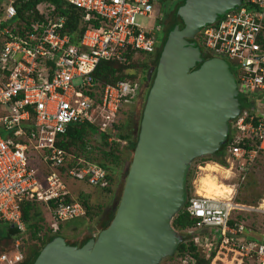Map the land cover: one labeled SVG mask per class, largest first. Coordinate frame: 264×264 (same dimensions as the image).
Masks as SVG:
<instances>
[{
  "label": "built area",
  "instance_id": "built-area-1",
  "mask_svg": "<svg viewBox=\"0 0 264 264\" xmlns=\"http://www.w3.org/2000/svg\"><path fill=\"white\" fill-rule=\"evenodd\" d=\"M21 0H0V222L25 232L20 205L43 204L50 210L51 234L59 223L83 216L71 201L60 177L99 188L107 187L106 172L96 163L58 148L56 138L69 125L95 127V138H115L116 114L139 99V80H117L102 86L93 79L100 62L126 61L153 54L158 48L160 17L150 15L157 0H61L80 11L86 24L75 43L61 33L63 18L41 2L16 16ZM26 1V0H24ZM138 19H148L143 25ZM193 41L203 59L217 58L232 67L238 113L228 122L225 160L239 174L264 154V0H241L211 24L199 28ZM144 81V80H143ZM118 142V141H117ZM123 143V142H122ZM34 154L36 158H32ZM31 159L45 170L37 176ZM68 166V167H67ZM67 167V168H66ZM52 204V207L49 206ZM184 211L195 221L184 232L208 264H264V230L257 232L253 214L264 218V203L191 194ZM18 248L17 240L13 243ZM23 257L0 254V264H20ZM181 264H194L188 255Z\"/></svg>",
  "mask_w": 264,
  "mask_h": 264
},
{
  "label": "water",
  "instance_id": "water-1",
  "mask_svg": "<svg viewBox=\"0 0 264 264\" xmlns=\"http://www.w3.org/2000/svg\"><path fill=\"white\" fill-rule=\"evenodd\" d=\"M240 2L182 0L175 9L179 23L165 32L170 14L157 62L145 76L149 87L110 222L80 247L55 237L30 264H159L174 253L181 236L170 223L184 204L188 165L224 144L238 113L228 65L203 59L192 38Z\"/></svg>",
  "mask_w": 264,
  "mask_h": 264
},
{
  "label": "rangeland",
  "instance_id": "rangeland-1",
  "mask_svg": "<svg viewBox=\"0 0 264 264\" xmlns=\"http://www.w3.org/2000/svg\"><path fill=\"white\" fill-rule=\"evenodd\" d=\"M177 1L179 0H173V2H171L170 0H157L153 5V9L150 15L152 17H160L165 27L167 22H169L170 14L172 12L171 5L173 3L175 4ZM167 11L168 13L166 14ZM165 14L166 17L164 16ZM137 22L147 26L151 25V22L148 19H138ZM175 22L179 23V20L176 18ZM163 35V33L157 35L158 41H162L164 37ZM142 61L145 62L146 68L143 70L142 74L140 73L141 79H143V77L145 78L148 72H150L154 68V66L149 68L150 63L148 61ZM228 68L230 72L233 71L231 66ZM134 70L137 74V72H139L140 70L139 66L134 68ZM136 77H138V74ZM141 83L145 84V87L138 102L131 106L124 105V108H122L116 114L115 122L117 128H119L115 130L116 134L118 132L120 133L129 129L132 137H134L135 135V128L137 125L138 117L147 93V89L149 87L148 82H144L142 80ZM7 135L8 132L0 127V137L5 138ZM91 139L92 140H87L88 148H90L91 150L99 148V139L93 136L91 137ZM118 150L120 152L121 163L115 169V171L110 174V182H107L108 191H105L102 188L94 185H88L84 181H76L70 178H63V181L69 193L70 200L79 202L81 201L80 195L86 196V203L89 206V216H91L90 218L89 216H86L84 218L74 219L70 222L68 221L58 226L56 233L63 238L66 244L78 247L83 239L88 240L90 238H94L99 231L103 230L104 226L108 223L109 218L114 213L132 155L130 150L125 148V145L124 143H122V141H120L119 143ZM30 156L37 159L34 154H30ZM90 157L98 158L96 151H93L90 154ZM208 158V156H202L193 159L189 163L186 170L190 171V178L187 182V196L195 194V182L198 176L201 174L200 167H203L206 163H212L208 161ZM36 159H31L30 164L38 168V173L40 174L39 167H41V165L37 163ZM224 162L225 167H220L227 170L228 174L214 173L213 175L216 176L215 178H217V181L232 187L231 196H233V199L236 202H240L246 205H256L260 202V200H264V154H261L257 158H255L253 162H251V164L247 166V170L243 174H239L235 162ZM37 205L39 217L42 218V221L38 223V225L41 226V230L36 235L37 239H31V230H25V232L21 236H19V239L16 237L14 240L11 239L1 241L0 254L5 253L6 255L12 257L16 252H18L24 259L32 248L40 247V238L42 237V235H52L48 227V224L50 223V210L42 207L39 204ZM249 222H253V224L257 228L256 230L258 233H261L264 230V218L260 215H251ZM176 232L179 236H181L182 240L183 233L178 231ZM15 240H17L18 242L17 249H15L13 245ZM159 264L181 263L178 259V256L173 253L170 257L163 258L159 262Z\"/></svg>",
  "mask_w": 264,
  "mask_h": 264
},
{
  "label": "trees",
  "instance_id": "trees-1",
  "mask_svg": "<svg viewBox=\"0 0 264 264\" xmlns=\"http://www.w3.org/2000/svg\"><path fill=\"white\" fill-rule=\"evenodd\" d=\"M41 2L49 3L53 7V13L63 18V25H62L63 28L61 30V33L69 35L71 43H75L76 39L81 35L83 30L85 29L86 24L82 22L81 20L80 11L73 9L70 6L65 5L64 2L61 0H26V1L21 0L17 6L16 16L19 17L20 19H23L24 12L28 11L29 9H33L36 4L41 3ZM180 4H182V0H179L175 4L173 3L171 5V8H172L171 20H170V23L165 27V29H164V23H162V20L160 21V24L163 27L162 33H163V29L165 32H167L173 27L174 20L176 19L175 9ZM167 13L168 11L166 12V14ZM166 14L164 15L165 17H166ZM158 56H159V52L157 50L153 58V66H155ZM125 57H126V61L122 63H119L116 61L100 62L96 66L92 74L93 79H95L99 83L100 86L104 84H108V83L112 84L117 80H131V81L145 80L144 77L143 79H141V75H140V73L142 74L143 70L146 68L145 62L142 61L144 59H141V56L132 58L131 55H126ZM138 66L140 70L139 72H137L138 77H136L137 74L134 68ZM140 114L138 117L135 132H136V129L138 128ZM113 127L115 128V130L119 129L117 128L116 124H114ZM95 131H96L95 127L89 124L69 125L67 126L65 132L56 138L55 145L58 148L64 150L66 153L73 154L75 157H81L85 159L86 161L96 163V165H98L101 169H103L106 172V180L107 182H110V174H112L121 163L120 152L118 150L120 141H122L125 145V148L130 150V152L132 153L134 142H135V135L134 137H132L131 133L129 132V129H127V131H123L120 133L118 132L115 135L118 142L115 140H112L110 143L106 142V137H107L106 135H101L99 138V142H100L99 148L97 149L93 148L94 150H91L87 146V140L89 139L92 140L91 137L92 136L94 137L96 135L97 131L96 132ZM226 146H227V138L224 144H222L216 152L208 156L209 157L208 161L215 163L218 166L225 167L224 161H225ZM93 151H96L98 158L90 157V154ZM95 159H96V162H95ZM39 168H40V171H39L40 174L37 172L38 173L37 176L42 177L46 175L45 170L42 167H39ZM60 177L62 178V180L63 178H68L65 174V168L61 169ZM189 178H190V171L188 170L186 171V174L184 177V191H185L184 197L186 199L190 196V195L187 196L188 195L187 194V187H188L187 182ZM102 189L105 191H108L107 187L102 188ZM80 199L81 201H79L78 203L82 206L84 210V214L83 216L78 217L76 219L89 216V206L86 203V196L80 195ZM71 201L72 200H70L69 197H66L64 199L65 203H70ZM37 204L46 208L43 204L29 202V201H24L20 205L21 219L25 225V230L26 231L31 230V234H30L31 239H37L36 235L41 230V226L38 225V223L42 221V218L39 217V212L37 211V206H38ZM49 206L52 207V204L49 203ZM184 206H185V203H184ZM184 206L172 218L171 223H170V226L174 230L183 233L182 240L177 245L174 251V254L178 256L179 260H181L182 257L188 255L194 260V264H208L209 259L204 260L203 258L200 257L196 248L189 241V238H190L189 235H187L184 232L185 230L193 227L195 223V221L190 219L188 215L185 213ZM113 214L109 218L108 223L110 222ZM90 217L91 216H89V218ZM62 223H66V222H62ZM62 223H59V225ZM108 223L104 226V228L108 225ZM57 236H59L57 233H54L52 235H45V234L42 235V237L40 238V247L32 248L20 264H30L33 258L35 257L36 253L44 245L49 243L52 239H54ZM16 237H18V233L15 231L14 228L10 227L8 224L4 222H0V242L11 240V239L14 240ZM86 240L87 239H83L80 242L78 247L82 246Z\"/></svg>",
  "mask_w": 264,
  "mask_h": 264
},
{
  "label": "bare ground",
  "instance_id": "bare-ground-1",
  "mask_svg": "<svg viewBox=\"0 0 264 264\" xmlns=\"http://www.w3.org/2000/svg\"><path fill=\"white\" fill-rule=\"evenodd\" d=\"M200 170L201 174L195 182V194L213 199L229 198L232 195V187L217 181L216 176L213 175L214 173L228 174L227 170L211 163H206L203 167H200ZM262 202L264 203V200Z\"/></svg>",
  "mask_w": 264,
  "mask_h": 264
},
{
  "label": "flooded vegetation",
  "instance_id": "flooded-vegetation-1",
  "mask_svg": "<svg viewBox=\"0 0 264 264\" xmlns=\"http://www.w3.org/2000/svg\"><path fill=\"white\" fill-rule=\"evenodd\" d=\"M170 1H173V0H170ZM164 17V16H163ZM162 23H163V21H162ZM162 25H161V30H160V32L158 33V34H162ZM157 50H158V48H156L155 49V51H154V53L153 54H150V55H148V56H145L143 59L144 60H146V61H148L149 63H150V65H149V68L150 67H153V58H154V56H155V54H156V52H157ZM147 57V58H146ZM204 58V57H203ZM151 63H152V65H151ZM145 82V81H144ZM144 87H145V84H141L140 85V89H139V98L138 99H140V97H141V95H142V92H143V90H144ZM138 101H135V102H133L132 104H130L129 106H131V105H133V104H135V103H137Z\"/></svg>",
  "mask_w": 264,
  "mask_h": 264
},
{
  "label": "crops",
  "instance_id": "crops-1",
  "mask_svg": "<svg viewBox=\"0 0 264 264\" xmlns=\"http://www.w3.org/2000/svg\"><path fill=\"white\" fill-rule=\"evenodd\" d=\"M226 161V160H225ZM211 164H215V163H211Z\"/></svg>",
  "mask_w": 264,
  "mask_h": 264
}]
</instances>
